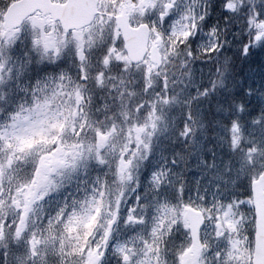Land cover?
Wrapping results in <instances>:
<instances>
[{
	"label": "snow or ice",
	"instance_id": "1",
	"mask_svg": "<svg viewBox=\"0 0 264 264\" xmlns=\"http://www.w3.org/2000/svg\"><path fill=\"white\" fill-rule=\"evenodd\" d=\"M0 264H264V0H0Z\"/></svg>",
	"mask_w": 264,
	"mask_h": 264
}]
</instances>
